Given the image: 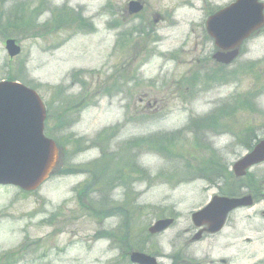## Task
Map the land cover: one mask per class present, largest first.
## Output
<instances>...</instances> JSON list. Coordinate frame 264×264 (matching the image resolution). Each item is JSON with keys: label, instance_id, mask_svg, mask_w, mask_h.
Here are the masks:
<instances>
[{"label": "rangeland", "instance_id": "1", "mask_svg": "<svg viewBox=\"0 0 264 264\" xmlns=\"http://www.w3.org/2000/svg\"><path fill=\"white\" fill-rule=\"evenodd\" d=\"M127 1L0 0V81L38 94L45 135L65 147L61 172L38 189L0 186V264H135L133 250L159 264H264V162L241 180L230 171L243 132L264 138V26L220 67L204 23L233 0H140L134 15ZM35 6L23 34L16 11ZM66 9L72 19L54 24ZM171 132L163 148L131 147ZM107 158L120 168L103 175ZM222 193L253 205L192 241L190 213Z\"/></svg>", "mask_w": 264, "mask_h": 264}, {"label": "water", "instance_id": "2", "mask_svg": "<svg viewBox=\"0 0 264 264\" xmlns=\"http://www.w3.org/2000/svg\"><path fill=\"white\" fill-rule=\"evenodd\" d=\"M262 4L257 0H237L212 15L206 21L209 35L220 49L212 57L220 63L231 62L238 54V46L263 24ZM129 12L141 9L137 2L129 3ZM9 56L19 52L12 40L6 41ZM44 107L33 90L16 82H0V184L17 185L23 190L35 189L57 162V148L43 136ZM264 160V140L233 165L236 176L244 175L251 164ZM251 197H213L204 208L191 215L195 226L207 225L206 231L221 229L228 212L236 207L251 205ZM170 219L158 220L149 228L151 233L167 226ZM199 230L193 240L201 236ZM138 264H155L153 258L133 252L130 256Z\"/></svg>", "mask_w": 264, "mask_h": 264}, {"label": "trees", "instance_id": "3", "mask_svg": "<svg viewBox=\"0 0 264 264\" xmlns=\"http://www.w3.org/2000/svg\"><path fill=\"white\" fill-rule=\"evenodd\" d=\"M73 14H74L73 12L70 13V12L66 9L65 12H61V13H59V14L57 15V17H56L54 23H56V25H57V24L60 22L62 16H66L67 18H71V19H72V15H73ZM164 139H165L166 141H168L166 137H164ZM143 140H144V139H141V140H139V141H143ZM137 142H138V141H134L133 143L136 144ZM163 147H164V145H163V146H162V145H158V148H163ZM230 194H231V193H230ZM90 212H92V210H90Z\"/></svg>", "mask_w": 264, "mask_h": 264}]
</instances>
